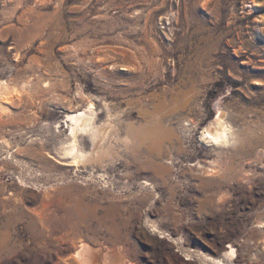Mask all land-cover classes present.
<instances>
[{"label":"rangeland","instance_id":"374dc122","mask_svg":"<svg viewBox=\"0 0 264 264\" xmlns=\"http://www.w3.org/2000/svg\"><path fill=\"white\" fill-rule=\"evenodd\" d=\"M3 80L0 264H264V0H0Z\"/></svg>","mask_w":264,"mask_h":264},{"label":"bare ground","instance_id":"6f19581e","mask_svg":"<svg viewBox=\"0 0 264 264\" xmlns=\"http://www.w3.org/2000/svg\"><path fill=\"white\" fill-rule=\"evenodd\" d=\"M6 93L7 82L3 80L0 82V109L5 105L3 100L6 98ZM8 99H11V97ZM63 123L67 127L68 135L66 137L67 145L63 146L62 150L64 155L72 158L73 160L71 161L77 165L79 161L87 155L82 149L83 147H81L82 137L87 135L91 138L92 142L96 141L99 137L100 131L95 124L96 114L93 110L92 102L88 100L83 110L65 114ZM201 137L218 148L229 146L233 144V141H236L235 135L233 138L232 126L225 119V114L219 106H217L215 118L206 126L205 130H203ZM230 250V253L234 254L232 247ZM90 251L88 246L82 245L76 252L77 256L75 257L79 258L81 264H92L94 257L93 252L91 253Z\"/></svg>","mask_w":264,"mask_h":264}]
</instances>
